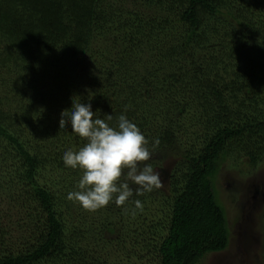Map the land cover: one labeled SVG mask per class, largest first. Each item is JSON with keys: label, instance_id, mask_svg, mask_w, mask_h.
I'll return each mask as SVG.
<instances>
[{"label": "trees", "instance_id": "1", "mask_svg": "<svg viewBox=\"0 0 264 264\" xmlns=\"http://www.w3.org/2000/svg\"><path fill=\"white\" fill-rule=\"evenodd\" d=\"M73 100L137 124L166 183L70 199ZM226 157L264 161V0H0V264H198L229 243ZM257 218L264 259V199Z\"/></svg>", "mask_w": 264, "mask_h": 264}, {"label": "clouds", "instance_id": "2", "mask_svg": "<svg viewBox=\"0 0 264 264\" xmlns=\"http://www.w3.org/2000/svg\"><path fill=\"white\" fill-rule=\"evenodd\" d=\"M111 120L109 114L101 118L99 109L93 111L90 102L73 100L71 108L61 113L60 128L70 124L71 131L85 140L79 149L67 150L63 162L82 170L78 190L68 193V197L88 210L109 203L124 205L133 195L129 181L137 186L136 194L162 185L160 172L150 163H142L151 159L152 152L137 124L124 114L114 125L109 124ZM158 144V139L152 141L153 147ZM135 204L140 207V201Z\"/></svg>", "mask_w": 264, "mask_h": 264}, {"label": "rangeland", "instance_id": "3", "mask_svg": "<svg viewBox=\"0 0 264 264\" xmlns=\"http://www.w3.org/2000/svg\"><path fill=\"white\" fill-rule=\"evenodd\" d=\"M171 165L172 157L155 168L161 174V186L166 183ZM214 191L226 215L229 243L224 250L205 254L198 264H264L260 255L262 234L257 223L264 199V161L256 167H250L244 159L234 161L226 157L220 162L216 173ZM0 209L6 213L5 208ZM15 219L11 216L10 220L13 222ZM13 226L19 233L21 229L15 223Z\"/></svg>", "mask_w": 264, "mask_h": 264}]
</instances>
